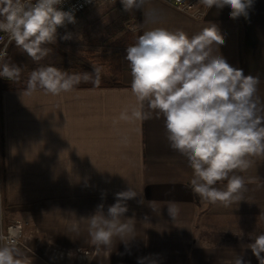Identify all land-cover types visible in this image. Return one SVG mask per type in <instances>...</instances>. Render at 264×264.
Listing matches in <instances>:
<instances>
[{
    "label": "crops",
    "instance_id": "crops-1",
    "mask_svg": "<svg viewBox=\"0 0 264 264\" xmlns=\"http://www.w3.org/2000/svg\"><path fill=\"white\" fill-rule=\"evenodd\" d=\"M152 7L155 22L135 9L139 35L164 27L192 36L217 25L224 39L215 46L218 54L258 77L264 100V0L235 19L230 6L185 12L152 0ZM23 53L13 43L8 61L21 67L28 61ZM131 79L80 83L56 96L42 89L26 95V87L0 90V212L6 222H26L21 251L31 264H233L236 255L259 264L245 246L250 234L264 232V158L238 173L246 185L241 201L202 202L191 191L187 159L169 146L163 118L132 116L139 105ZM129 189L137 196L126 201L124 216L133 219L134 233L97 248L82 218L100 204L107 213L115 193ZM170 204L179 209L174 220Z\"/></svg>",
    "mask_w": 264,
    "mask_h": 264
},
{
    "label": "clouds",
    "instance_id": "clouds-1",
    "mask_svg": "<svg viewBox=\"0 0 264 264\" xmlns=\"http://www.w3.org/2000/svg\"><path fill=\"white\" fill-rule=\"evenodd\" d=\"M63 0H0V32L6 33L9 43L27 54L34 62L50 52L46 45L56 42L57 28L75 23L72 11L58 8ZM211 9L230 6V17L247 16L254 0H200ZM123 10L142 9L145 22H155L150 13L155 9L152 0H121ZM189 36L183 30L170 31L164 27L145 30L136 42L127 46L125 60L131 71V92L139 105L132 116L148 119L151 113L162 117L166 139L172 150L183 155L192 169L191 191L202 202L220 203L225 207L243 199L246 191L242 173L264 158V100L257 95L260 80L245 75L231 65L215 46L224 43L217 25ZM135 31V29H133ZM67 34L61 39H70ZM8 45L0 49V77L19 82L22 69L8 61ZM81 82L100 83V69L94 73H73L52 65L31 71L24 94L37 89L45 94L68 92ZM147 105L149 111H143ZM126 113L121 119H128ZM226 181L223 187L218 183ZM137 196L136 191L115 193V203L107 213L103 204L87 219L91 243L97 248L110 247L114 238L134 233L133 219L125 218L126 201ZM103 197V194H102ZM179 209L170 204L169 215L175 219ZM73 231H77L74 226ZM19 227H9L7 234L0 230V264H31L21 251ZM245 246L264 264V232L250 234ZM143 264V261H141ZM233 264H246L236 255Z\"/></svg>",
    "mask_w": 264,
    "mask_h": 264
},
{
    "label": "rangeland",
    "instance_id": "rangeland-1",
    "mask_svg": "<svg viewBox=\"0 0 264 264\" xmlns=\"http://www.w3.org/2000/svg\"><path fill=\"white\" fill-rule=\"evenodd\" d=\"M136 22L135 9L125 12L121 0L98 1L76 15L75 23H67L57 34L55 43L46 45L50 52L44 59L34 62L23 53L28 61L21 66L22 79L13 83L26 86L31 71L46 65L70 74H93L95 67L100 69V83L126 82L131 78L129 62L125 60L126 48L139 36ZM67 34L70 39H61ZM1 218L4 221L2 215Z\"/></svg>",
    "mask_w": 264,
    "mask_h": 264
},
{
    "label": "built area",
    "instance_id": "built-area-1",
    "mask_svg": "<svg viewBox=\"0 0 264 264\" xmlns=\"http://www.w3.org/2000/svg\"><path fill=\"white\" fill-rule=\"evenodd\" d=\"M98 1H104V0H63V3L61 5H58L57 7L63 11H72L74 16H76L82 11H84L85 9L92 6L93 4L97 3ZM165 1L172 4L178 10L185 11V12L192 11L196 7L203 5L202 3H200V0H165ZM62 29L63 27H58L57 34H59ZM13 43L14 42L9 43L6 33L0 32V49H2L5 44H7L8 45L7 52H9V48L11 47ZM25 225H26V222L19 220V219H14L8 222L3 221L1 218V212H0V230H3V232L6 235L7 229L10 226L19 227L22 232L21 237L18 241V244L20 245H24L25 243V239H26Z\"/></svg>",
    "mask_w": 264,
    "mask_h": 264
},
{
    "label": "trees",
    "instance_id": "trees-1",
    "mask_svg": "<svg viewBox=\"0 0 264 264\" xmlns=\"http://www.w3.org/2000/svg\"><path fill=\"white\" fill-rule=\"evenodd\" d=\"M99 85L101 86H109V85H117V84H108V83H99ZM18 87H26V86H21L19 84L10 82L6 79H2L0 80V90H4V89H12V88H18Z\"/></svg>",
    "mask_w": 264,
    "mask_h": 264
}]
</instances>
